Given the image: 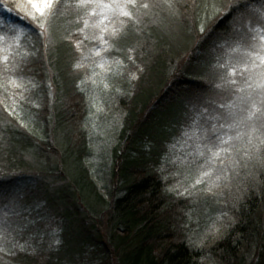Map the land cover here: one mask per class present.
Returning <instances> with one entry per match:
<instances>
[{
	"label": "trees",
	"instance_id": "trees-1",
	"mask_svg": "<svg viewBox=\"0 0 264 264\" xmlns=\"http://www.w3.org/2000/svg\"><path fill=\"white\" fill-rule=\"evenodd\" d=\"M5 2L15 5L18 0ZM73 2L66 0L68 5ZM259 3L256 0V6ZM13 11L18 17L0 24V36L9 35L11 28H22L20 47L13 51L16 59L24 53L31 57L33 45L40 47L36 29L22 9L13 7ZM81 27L75 9L67 7L56 21L49 54H36L39 86L33 87L28 79L17 80L28 89L25 96L49 106L44 113L30 108L35 118L30 129L4 106L16 94L12 85L0 88V180L6 183L0 185V217H10L14 230L9 238L23 245V250L17 247L12 252L6 247V255L12 264H203L197 244L190 239L192 229L187 226L186 232L183 227L189 202L168 196L154 169L167 143L195 113L186 109L180 93L197 82L187 76L173 77L171 67L181 59L203 63L211 55L209 45L196 41L195 33L173 38L160 23L149 25L140 35L130 32L120 51L108 53L113 60L108 75L115 79L108 82L110 92L106 94L93 87L96 82L84 83L86 76L76 65L88 63L72 41L65 39L80 36L81 41ZM229 27L230 21L223 17L216 30L224 32ZM129 55L145 73L136 71ZM2 56L0 52V68ZM117 59L121 64L115 63ZM132 72L140 77L135 82L129 79ZM51 99L56 103L53 120ZM94 101L113 102L126 114L121 142L127 148L124 156L116 157L121 164L114 172L116 189L109 195L101 192L85 163L90 155L86 119ZM41 129L60 135V157L71 176L66 185L47 181L60 173L51 162V155L59 151L46 140V134L41 135ZM241 176L238 200L231 204L226 227L218 242L207 249L218 264H264V167L253 159Z\"/></svg>",
	"mask_w": 264,
	"mask_h": 264
},
{
	"label": "snow or ice",
	"instance_id": "snow-or-ice-1",
	"mask_svg": "<svg viewBox=\"0 0 264 264\" xmlns=\"http://www.w3.org/2000/svg\"><path fill=\"white\" fill-rule=\"evenodd\" d=\"M0 6L8 12L13 7L24 10V16L36 29L35 36L40 43L39 48L33 45L31 57L29 53H24L16 59L17 53L13 48L20 47L23 29L11 28L9 35L0 36V52L3 53L0 88L5 89L9 84L20 88L18 79H28L33 87L39 86L34 71L38 60L36 54H49V42L54 38L56 21L67 7L75 9L82 23L78 31L84 34L83 40L98 42L96 56H100L101 51H120L121 43L130 32L140 35L152 24H163L173 38L195 33L196 41L209 45L210 57H204L203 63L199 59L194 63L181 59L172 65L171 74L173 77L187 76L197 82L180 93L186 109L201 115L214 105L224 109L208 117L218 122L219 129L224 131L217 132V124H211L210 131L215 139L205 135L210 145V156L199 153L204 159L198 165L199 177L195 183H207L211 191L213 187L221 186L220 181L230 184L231 173L241 166L247 167L253 159L264 167V0H260L259 6H256V0H74L72 5H68L66 0H26V3L15 5L0 0ZM223 17L228 18L230 27L219 32L216 30L217 22ZM87 30H91V36ZM65 39L71 40L76 50L84 55L82 41L71 36ZM128 59L135 64L132 56L129 55ZM105 60L106 57H101V68ZM115 63L119 65L121 61L117 59ZM76 66L80 67L79 64ZM135 68L140 73L146 71L139 64H135ZM237 75L242 79L238 81ZM139 78L136 74L131 77L134 81ZM27 90L21 89V94ZM214 91L227 92L232 97L231 102L214 101L210 95ZM194 119L199 123L198 117ZM221 152L226 157L217 166ZM239 152L244 155L243 161L233 154ZM3 183L0 180V184ZM13 230L10 217L7 214L0 217V242L9 252L17 247L23 250V245L9 238Z\"/></svg>",
	"mask_w": 264,
	"mask_h": 264
},
{
	"label": "rangeland",
	"instance_id": "rangeland-1",
	"mask_svg": "<svg viewBox=\"0 0 264 264\" xmlns=\"http://www.w3.org/2000/svg\"><path fill=\"white\" fill-rule=\"evenodd\" d=\"M18 3H26V0H18ZM22 11L24 12V10ZM0 17H2L3 20V23L0 24L4 26V23H11L13 19L18 17V15L13 10L8 12L3 6H0ZM87 31L89 36H91V30ZM83 35L84 34L81 33V51L84 54L83 59L88 63V65H84L83 67L80 66L84 72L83 74L86 76V82L84 83L88 84L96 82L93 87L102 91V93L104 91L107 94V92H110L108 82L115 79L112 74L108 75L113 62L108 55L110 50L108 52L101 51L100 56H96L95 51L99 49L98 42L92 39L83 40ZM79 39L80 36L76 40ZM101 57H106V60L103 62V68L99 66ZM89 62H91V66ZM119 67L120 66H117L115 70L117 71V69H120ZM133 74L138 76L137 73L132 72V75ZM132 75L129 76L130 80H132ZM240 79L242 78L237 75V80L239 81ZM18 84L21 85L20 88L13 86L11 88L16 94L13 96L10 95L8 101H13L11 104L8 101H4V106H7V112L10 113L11 116L19 119L20 122L27 126L26 128L30 129V125L35 124L34 116L32 117L30 115V108L44 113V109L49 108V106L38 102L41 101L39 98L32 101L30 96H25V92L22 95L21 89L26 88L23 86V83ZM105 85H107V87H105ZM48 90H50L49 94H52V87L48 88ZM210 95L214 101L222 103H229L232 99L227 92L214 91ZM93 103H95L93 109L86 119L90 155L88 154L85 157V163L87 170L97 182L101 192L104 193V195H109L110 192H113L116 189L113 179L121 164L120 158L116 157L124 156V152L127 148V143L121 142V133L125 127L123 118L126 114L120 111L117 105L113 102L105 104L104 101H94ZM50 105L52 106L50 107L51 119L53 120L55 112L54 107L56 108L54 99H51ZM27 107H29V109ZM223 111L224 109H220L214 105L208 112H203L202 115L200 112H195L192 118L188 117L185 121L186 123L184 122L185 124L178 129V134L173 136V139L169 144L167 143L163 158L154 169L156 175L161 177V183L168 196L171 195L174 196V198H178L177 200H186L189 202L188 207L190 211L186 219L184 218L185 225L183 227H185L186 232H188L187 226H190V230L192 229L190 233L192 238L190 239H192L193 244H197L199 249L198 254L202 259L203 264H218L213 257H210V252L207 249H210V247L218 242L223 233V227H226L225 224L231 216V204L236 203L238 200L236 196L238 194L237 187L242 179L241 173L245 170V167L243 166L237 168L236 172L231 173L230 184L226 181H220L221 186L213 187L211 191L208 190L207 183H195L196 179L199 177L198 165L201 164L204 159L199 153L203 152L205 156H210V153H208V146L210 145L205 138V135L213 136L210 131L211 124H217V132L222 133L224 131L219 129L218 122L211 121L208 117ZM194 117L199 118V123L196 122ZM52 126H54L53 123L51 127ZM41 130V135L44 136L46 133H43L44 129ZM48 133L49 134L45 135L47 138L46 140L59 151V155L55 153L51 155V162L55 167L60 169V173L55 176L56 179L52 178L47 181L53 185L54 181H56L55 184L57 185L55 186H63L70 183L68 177H71L64 171L65 167L63 166L60 157V154L63 153V143H61L59 134L54 135L50 130ZM223 146L228 147V145ZM233 154L236 155L239 160H244L242 152ZM225 157L226 154L221 152L220 159L217 160V166H219L221 160ZM237 172L239 173L238 175ZM64 175H66L65 178ZM206 179L207 178H205V180ZM2 185H6V183H3ZM193 185H195V187H193ZM185 189H187V191H185ZM103 216L105 215H102V217ZM102 223L103 227H105L106 221H104L103 218ZM6 252V246L0 242V264H12L9 255H6Z\"/></svg>",
	"mask_w": 264,
	"mask_h": 264
}]
</instances>
